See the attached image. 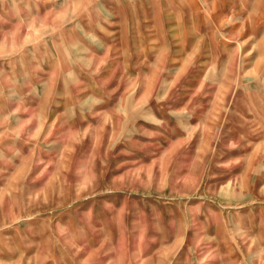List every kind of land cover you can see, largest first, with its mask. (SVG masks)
<instances>
[{
    "label": "rangeland",
    "instance_id": "374dc122",
    "mask_svg": "<svg viewBox=\"0 0 264 264\" xmlns=\"http://www.w3.org/2000/svg\"><path fill=\"white\" fill-rule=\"evenodd\" d=\"M0 264H264V0H0Z\"/></svg>",
    "mask_w": 264,
    "mask_h": 264
}]
</instances>
